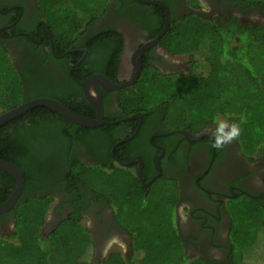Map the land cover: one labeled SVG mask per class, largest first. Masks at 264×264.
Here are the masks:
<instances>
[{"label":"flooded vegetation","instance_id":"af4514ba","mask_svg":"<svg viewBox=\"0 0 264 264\" xmlns=\"http://www.w3.org/2000/svg\"><path fill=\"white\" fill-rule=\"evenodd\" d=\"M41 1L0 0V42L9 50L23 82L19 106L50 99L80 116L96 119L98 110L80 85L88 83L92 97L100 91L102 117L108 123L88 128L49 108L36 107L0 126V140L23 141L25 137L31 141L18 152L30 159L27 171L34 184L27 196L53 198L43 234L48 235L69 218L75 212L73 202H77L81 220L94 241L93 264H103L114 244L127 249L124 255L131 251L130 238L118 224L110 203V192H94L72 175L78 171V164L84 163L103 170L107 178L113 175L125 182L137 177L145 195L158 184L174 182L178 187V230L187 257L207 264H234L230 237L239 206L252 202L264 214V157L249 159L237 140L223 149H212L208 131L214 124L199 131L185 128L169 132L160 111L126 115L122 107L123 98L133 92L146 66L166 77L185 74L191 67L188 57L169 56L161 50V40L154 43L166 26V10L137 0H108L82 38L76 37L75 48L63 51L57 47ZM141 1L168 6V30L172 20L188 17L211 24L219 19L227 24L230 18H237L238 25H264V11L231 0ZM106 43L109 52L105 57L99 50L93 52ZM183 57L188 67L173 61ZM48 112L59 122L40 125L37 132H31L29 124ZM4 113L0 111V115ZM95 130L104 131L103 140L90 136ZM3 155L0 150V160L14 164ZM7 157L12 159L13 155ZM18 168L25 180L24 171ZM13 181L16 179L11 174L0 169V205L14 193L17 185L13 187ZM24 192L25 186L21 196ZM14 207L0 215L3 236L14 235Z\"/></svg>","mask_w":264,"mask_h":264},{"label":"trees","instance_id":"16d2710c","mask_svg":"<svg viewBox=\"0 0 264 264\" xmlns=\"http://www.w3.org/2000/svg\"><path fill=\"white\" fill-rule=\"evenodd\" d=\"M231 1L264 11V0ZM107 3L108 0H44L46 21L57 47L63 51L74 49L79 40L76 37L82 38L93 25L99 9ZM172 21L159 46L169 56L188 57L191 67L185 74L166 77L146 66L133 92L123 98L126 115L160 111L169 132L185 128L199 131L213 125L217 117L227 119L240 124L237 141L243 154L251 160H261L264 157V57L257 59V56L264 53V25H238L237 18H230L227 24L221 19L213 24L205 23L197 17ZM164 22L162 15L161 24ZM108 46L106 43L93 52L99 50L105 57ZM22 87L11 54L0 42V111L8 112L19 106ZM42 114L40 120L29 124L31 132H37L40 125L59 122L50 112ZM92 132V138L104 139L103 130ZM30 142L25 137L23 141L21 138L0 140V150L6 155L2 158L20 167L26 180L25 192L14 207V235L7 237L0 233V264H93L94 241L81 220L77 202H73L75 212L69 218L48 235L43 234L53 198L27 196L34 184L27 171L30 159L18 152ZM12 144L15 152L11 150ZM10 154L12 159L7 157ZM78 165V171L72 173L77 182H84L97 193L110 192L117 222L131 241L127 255L110 252L103 264H207L202 259L188 258L185 253L178 230V187L174 182L158 184L145 195L137 177L123 182L113 175L107 178L103 170L89 168L84 163ZM235 214L230 237L233 262L260 264L264 257H255V248L264 242V214L252 202L240 205Z\"/></svg>","mask_w":264,"mask_h":264},{"label":"water","instance_id":"95a60500","mask_svg":"<svg viewBox=\"0 0 264 264\" xmlns=\"http://www.w3.org/2000/svg\"><path fill=\"white\" fill-rule=\"evenodd\" d=\"M137 1L142 4L161 6L166 10V26L163 29V31L158 35L157 39L154 41V43L157 44L162 39V37L166 34L169 28V25H170L169 8L165 3H162L159 1H141V0H137ZM80 85L85 90L87 96L92 98V99L89 98V100L91 103H93V105L98 110V117L96 119H89V118L80 116L72 112L71 110L67 109L65 106H63L62 104L56 101H53L50 99H37L34 101L21 104L17 108L0 115V126L10 122L11 120H14L22 116L24 113L36 107L49 108L55 112H58L59 114H61L62 116L70 120L71 122L81 125V126L88 127V128H93V127H98L100 125L108 124L104 122L103 117H102L103 100H102L100 91L96 93L97 96L92 97L91 92H90V88H92V86L89 85L88 83H80ZM173 133L174 132L168 135H172ZM0 169L11 174L16 179V183H17L16 189L14 193L11 195V197L7 200V202L0 205V215H2V214L9 212L14 207V205L17 203L19 197L21 196L24 190L25 180H24L22 171L14 164L0 160Z\"/></svg>","mask_w":264,"mask_h":264},{"label":"clouds","instance_id":"9594fccd","mask_svg":"<svg viewBox=\"0 0 264 264\" xmlns=\"http://www.w3.org/2000/svg\"><path fill=\"white\" fill-rule=\"evenodd\" d=\"M215 127L208 131V136L211 141L210 147L212 149L220 150L227 145L236 141L241 134V127L239 123H229L226 119L217 117L213 121Z\"/></svg>","mask_w":264,"mask_h":264},{"label":"rangeland","instance_id":"374dc122","mask_svg":"<svg viewBox=\"0 0 264 264\" xmlns=\"http://www.w3.org/2000/svg\"><path fill=\"white\" fill-rule=\"evenodd\" d=\"M41 4L44 5V0H42ZM263 57H264V53L260 52V54L257 56V59H260V58H263ZM185 59L186 58L183 57V58L174 59L173 61H175V63L179 62L181 65H183V66L185 65V66L188 67V62ZM262 75H264V74H262ZM263 79H264V76H263ZM168 186H169V188L171 187L170 184H168ZM164 189H165V187H164ZM114 251L127 252V249H125V247L122 244H114L110 248V250L108 252L110 253V252H114ZM255 252H256L255 253V257H257V258L264 257V242L263 243H259L257 245V248H255ZM260 264H264V261H262Z\"/></svg>","mask_w":264,"mask_h":264}]
</instances>
